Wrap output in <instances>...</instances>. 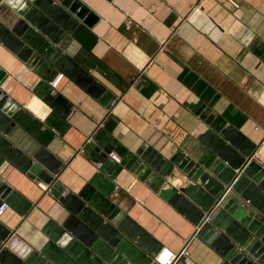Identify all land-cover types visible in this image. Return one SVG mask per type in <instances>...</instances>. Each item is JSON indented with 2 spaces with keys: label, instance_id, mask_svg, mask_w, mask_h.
Returning <instances> with one entry per match:
<instances>
[{
  "label": "crops",
  "instance_id": "1",
  "mask_svg": "<svg viewBox=\"0 0 264 264\" xmlns=\"http://www.w3.org/2000/svg\"><path fill=\"white\" fill-rule=\"evenodd\" d=\"M80 1L93 23L79 20L58 44L79 66L74 78L61 70L43 78L0 42V88L19 105L6 138L26 154L42 146L59 159L63 195L98 170L86 153L103 129L122 165L108 199L161 246L187 243L176 264H222L203 239L188 240L196 226L160 192L190 182L169 159L176 150L195 161L209 152L199 139L208 117L258 145L252 158L264 167V0ZM19 17L0 2V23L11 28ZM56 94L71 103L65 114L50 105ZM0 177L11 188L0 217L10 230L4 247L23 257L46 242L44 225L69 211L47 183L6 160Z\"/></svg>",
  "mask_w": 264,
  "mask_h": 264
},
{
  "label": "water",
  "instance_id": "2",
  "mask_svg": "<svg viewBox=\"0 0 264 264\" xmlns=\"http://www.w3.org/2000/svg\"><path fill=\"white\" fill-rule=\"evenodd\" d=\"M6 3L20 17L11 28L0 23V42L43 78L59 70L74 78L79 66L58 44L79 20L93 23L89 9L80 0ZM5 76L0 67V85ZM50 105L61 114L71 108L61 94ZM18 108L0 88V163L6 160L30 178L47 183L69 215L60 224L48 221L42 229L47 237L44 245L23 257L4 247L10 230L0 221V263L156 264L152 257L161 244L108 199L113 180L122 170L107 155L115 140L103 129L93 131L86 155L99 162L98 170L76 193L61 195L62 162L42 146L26 154L6 138L13 126L10 116ZM205 123L208 129L199 139L209 152L195 161L176 150L169 162L190 182L178 189H163L160 195L196 226L188 240L203 239L221 255L222 264H264V167L252 158L258 145L243 143L232 126L223 127L219 116L205 118ZM10 192L0 177V203Z\"/></svg>",
  "mask_w": 264,
  "mask_h": 264
},
{
  "label": "built area",
  "instance_id": "3",
  "mask_svg": "<svg viewBox=\"0 0 264 264\" xmlns=\"http://www.w3.org/2000/svg\"><path fill=\"white\" fill-rule=\"evenodd\" d=\"M229 1L234 7L238 6L235 0ZM63 73H59L54 79L50 80V84L53 88L57 85ZM108 157L111 158L116 164H121V158L113 151L110 150L107 153ZM9 209V203L2 200L0 203V217ZM186 244L184 243L178 251H174L167 246H161L152 257V261L156 264H176L186 253Z\"/></svg>",
  "mask_w": 264,
  "mask_h": 264
},
{
  "label": "bare ground",
  "instance_id": "4",
  "mask_svg": "<svg viewBox=\"0 0 264 264\" xmlns=\"http://www.w3.org/2000/svg\"><path fill=\"white\" fill-rule=\"evenodd\" d=\"M258 151H259V150H258ZM176 176H177V175H176ZM178 176H179V175H178ZM174 180H175V179H174ZM181 182H182V180H181ZM177 183H179L178 180H177Z\"/></svg>",
  "mask_w": 264,
  "mask_h": 264
}]
</instances>
